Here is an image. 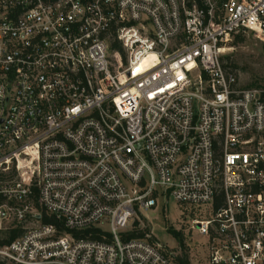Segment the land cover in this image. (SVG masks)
Instances as JSON below:
<instances>
[{
	"label": "built area",
	"instance_id": "built-area-1",
	"mask_svg": "<svg viewBox=\"0 0 264 264\" xmlns=\"http://www.w3.org/2000/svg\"><path fill=\"white\" fill-rule=\"evenodd\" d=\"M237 35L264 43V0H0V232L23 229L0 258L173 264L124 238L172 199L210 210L207 264H264V81L223 65Z\"/></svg>",
	"mask_w": 264,
	"mask_h": 264
},
{
	"label": "rangeland",
	"instance_id": "rangeland-1",
	"mask_svg": "<svg viewBox=\"0 0 264 264\" xmlns=\"http://www.w3.org/2000/svg\"><path fill=\"white\" fill-rule=\"evenodd\" d=\"M261 45L262 43L252 36H247L245 42L234 45L233 49L223 54V57L225 55L228 57V59L223 60V63L231 65L232 69L236 70L241 86L248 87V84L255 78H263L264 54ZM196 209L200 213L194 210L197 213L194 215L190 209L178 205L172 199H169V201L161 200L156 209L146 210L145 214L138 212L133 217L130 228L148 229V233L161 244L169 247L174 256L186 253L190 264H207V251L204 245L206 244V238L196 230L190 229L189 225L190 220L194 217L199 219L208 218L210 210L207 205ZM135 220L138 221L136 226L134 225ZM171 229L181 233L182 244L173 237L170 232ZM3 232H0V236Z\"/></svg>",
	"mask_w": 264,
	"mask_h": 264
},
{
	"label": "trees",
	"instance_id": "trees-1",
	"mask_svg": "<svg viewBox=\"0 0 264 264\" xmlns=\"http://www.w3.org/2000/svg\"><path fill=\"white\" fill-rule=\"evenodd\" d=\"M247 39L246 36H242V35H237L234 37L233 39V45H239L240 43L245 42ZM262 52L264 54V43H262ZM111 48L113 50H118L122 57H124V53L122 52V48L121 46L115 42L111 45ZM224 59H228L227 56L222 58ZM226 67H232L231 65H226L223 64ZM233 68V67H232ZM264 81V79H254L252 80L249 84L248 87H255V86H261L262 82ZM42 220L43 222L46 223H52L55 224L57 227H62V223L57 221L53 216H45L42 215ZM138 224V221H134V225L136 226ZM23 232L22 228H13V229H7L3 232V234L0 236V247L7 245L8 243H10L12 240L16 239L17 237H19L21 235V233ZM171 234L173 235L174 238H176L180 244H182V237H181V233L179 231H176L174 229L170 230ZM103 231L98 228V227H90V228H86L82 231H78L76 233H74V235L77 238H86L89 240H95V241H102V235H103ZM148 233V229H140L138 227H134L133 229H131L128 234H126V236H124V238H141L144 237V235ZM0 264H13L10 263L4 259L0 258ZM173 264H190L188 255L186 253H182L180 255L174 256L173 259Z\"/></svg>",
	"mask_w": 264,
	"mask_h": 264
}]
</instances>
